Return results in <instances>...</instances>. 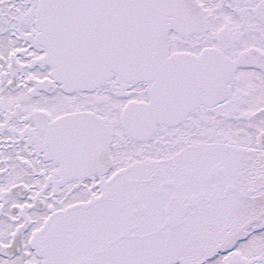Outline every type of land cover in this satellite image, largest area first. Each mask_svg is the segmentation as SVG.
<instances>
[{
  "label": "snow or ice",
  "instance_id": "6c2138e0",
  "mask_svg": "<svg viewBox=\"0 0 264 264\" xmlns=\"http://www.w3.org/2000/svg\"><path fill=\"white\" fill-rule=\"evenodd\" d=\"M0 264H264V0H0Z\"/></svg>",
  "mask_w": 264,
  "mask_h": 264
}]
</instances>
